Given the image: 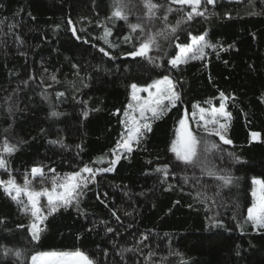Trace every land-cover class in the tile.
Segmentation results:
<instances>
[{"label": "trees", "instance_id": "1", "mask_svg": "<svg viewBox=\"0 0 264 264\" xmlns=\"http://www.w3.org/2000/svg\"><path fill=\"white\" fill-rule=\"evenodd\" d=\"M152 3L149 15L144 0H122L124 20L117 0H0V181L50 191L93 169L69 205L52 212L41 200L39 240L0 187V264L75 251L93 264H264V228L246 219L252 181H264V0L203 1L191 19L188 6ZM149 36L146 55H131ZM200 36L198 58L170 65ZM164 77L179 100L112 166L130 88ZM221 103L231 143L193 127L196 156L178 161L184 112Z\"/></svg>", "mask_w": 264, "mask_h": 264}, {"label": "snow or ice", "instance_id": "2", "mask_svg": "<svg viewBox=\"0 0 264 264\" xmlns=\"http://www.w3.org/2000/svg\"><path fill=\"white\" fill-rule=\"evenodd\" d=\"M172 3H178L182 6L188 5L191 7V11L187 13L188 19H191L192 16L195 15H202L201 12L198 11V8L201 5V0H171ZM208 4H212L214 0H206ZM145 7L148 9V14L152 15L153 9H156L158 5L152 3V0H144ZM124 6L122 4V0H117L116 8L113 11L112 15L119 19H127V15L124 13L123 10ZM130 27L135 31L137 28L140 27V25L133 24L130 25ZM175 29H173L174 31ZM108 30H105V35H108ZM193 43L197 44L198 51L203 52V48L199 47V44L204 41V37H193ZM154 42V38L152 36H149L148 40L142 43L138 50L131 53L133 56H143L146 55L148 52L150 45ZM177 47L180 49V52L177 54V56L170 61V63L175 67L179 63L185 62V56L192 52V46L191 45H177ZM107 54V53H105ZM192 58H198L196 54L193 52ZM133 88V99H139L136 96V93L138 91H141V89H137L136 85L132 86ZM149 88H155V93L149 92V99L144 101L142 105L139 106V111L141 117H144L145 111H150L152 113L153 118H159L163 114V109H161L159 106L162 104V102L166 99L169 101V103L174 106L175 102L179 100V96L172 91V83L169 80L168 77H164L163 80L155 81L152 85L149 86ZM143 91H148V89H142ZM62 95V94H59ZM223 97V93L221 94ZM131 107V106H130ZM195 107V106H194ZM224 104L221 103L219 111L223 113ZM201 112H204V109L200 110ZM217 109H212V114L215 117V114L217 113ZM52 115H56V113H53ZM203 118V117H201ZM181 127L177 129V139L173 141L171 151H173L177 159L184 161V162H192L193 158L196 156V145L197 140L196 137L192 135L190 131L187 129L186 121L184 119H181L179 122ZM208 123H217L215 119L212 121H206L205 122V131H210L211 134H215L220 136V139L224 143H231L230 140L225 139V136L222 134V131H226V125H220L219 129H212L209 130L207 128ZM141 128L146 129L148 131L151 130V126L148 123L140 124L135 120V118L132 119V126L129 128L127 139H124L122 146L126 148L129 152L131 151L130 143L133 140H136L141 133ZM258 133H251V136L253 139L258 138ZM212 147H216L215 145H212ZM14 150V148L7 143L3 146V151L7 153H11ZM119 159V157H117ZM116 163V160L112 161V164L114 165ZM5 164L3 159H0V167H3ZM111 169H103V171H110ZM81 172L86 173H93V169L85 166V168L81 169ZM81 172H75L71 173L65 176L63 179V182L56 185L54 183V187L51 191H48L47 189L41 191V192H34V191H28L27 188H20L15 184V181L12 179H9L7 182L0 181V187L4 188V191L12 196L13 200H16L17 197L21 194V192L24 193L28 197V202L31 205V212L32 216L35 218V222L30 227V232L32 234V238L34 240H39L40 233L42 229L39 227V224H41L45 219L46 216L41 214V208L38 207L39 198L41 196H47L48 198V205L51 208V211L54 212L57 210V207L59 203H62L64 206L69 205L73 199L79 194L78 189L81 187V183H86V179L81 178ZM33 176L36 175H42V169L40 168H33L32 169ZM94 178V177H93ZM230 182L229 179L225 178V183ZM27 183V181H26ZM254 185H258V189L253 190V196L255 197V202L253 203L252 207L248 209V220L252 222L254 227L258 228H264V181L261 180H253ZM57 186L62 189V191L57 192L56 188ZM15 192V195L12 193ZM17 256H19V252L16 253ZM32 264H93V262L89 259L88 256H86L83 252L75 251V252H43L38 253L34 256H32Z\"/></svg>", "mask_w": 264, "mask_h": 264}, {"label": "rangeland", "instance_id": "3", "mask_svg": "<svg viewBox=\"0 0 264 264\" xmlns=\"http://www.w3.org/2000/svg\"><path fill=\"white\" fill-rule=\"evenodd\" d=\"M203 1L206 2V0H201V4H202ZM215 1H218V0H214V2H215ZM220 1H234V2H238V1H240V0H220ZM214 2H213V3H214ZM206 3H207V2H206ZM213 3H212V4H213ZM207 4H208V3H207ZM212 4H210V5H212ZM185 6H188V5H185ZM188 7L191 9L190 6H188ZM188 45H191V46H192V52H189V53L185 56V58H184L185 61L188 60V59H194V58H192V57H193V52L196 54L197 57H199V56L203 53V52L201 53V52L198 51V46H197V44H194V43H193V39L190 40V42H189ZM199 47H202L203 50H204V48H205L204 41L201 42V43L199 44ZM179 52H180V49L178 48V52H177V54H178ZM177 54H176V56H177ZM176 56H175V57H176ZM175 57H174V58H175ZM174 58H173V59H174ZM182 63H183V62H182ZM179 64H181V63H179ZM170 65H172V64L170 63ZM172 66H173V65H172ZM160 80H163V78L160 79ZM169 80H170V79H169ZM171 83H172V82H171ZM151 85H152V84H151ZM137 89H141V91H138V92L136 93V96H137L139 99L134 100V99H133V88H132V87L130 88V96H129V98H130V102H129L128 107L125 109V112L123 113V130H124V133H123L122 137L120 138L118 144H117L116 147L114 148V150L111 152V160H110L111 163H112L113 160H116V162H117V161L119 160V159H117V157L120 158L122 155H124V154H126V153L129 152L126 148H124V147H122V146H118V145H122L124 139H127V135H128L129 128L132 126V119L135 118V120H136L137 122H139L140 124H143V123H148V124H149L150 121H152V120L155 119V118H153L152 113H151L150 111H145V113H144V117H141V115H140V111H139V106L142 105V104L144 103V101H146V100L149 99V92H153V93H155L156 89H155V88H149V86H148V87H143V88L137 87ZM142 89H148V91H143ZM172 91H174V89H173V85H172ZM174 92H175V91H174ZM130 106H131V107H130ZM194 106H195V107H194ZM194 106L192 107V109H191L190 112H188V113H187V112H184V114H183V116H182V119H184V120L186 121V125H187V129H188V131H190L191 133H192L191 128L194 127L195 129L200 130V131L203 132V133H207V134H210V135H215V134H211L210 131H205V122H206V121H212L213 119H215V120L217 121V123H215V124H213V123H208V124H207V128H208L209 130H212V129H219V128H220V125H227L228 116H227V114H226V112H225L224 109H223V113H221V112L219 111L220 106L217 107V108L214 107V106H212V105H209V106H206V107H199V106H197V105H194ZM159 107H160L161 109H163V111H165V110L171 108L172 105L169 103L168 100L165 99ZM214 108L218 110L217 113L215 114V117H214L213 114H212V109H214ZM201 109H204V112H201V111H200ZM201 117H203V118H201ZM180 121H181V120H180ZM180 127H181V125H180V123H179L178 126H177V128H176V131H175V138H174V140L177 139V129L180 128ZM145 131H146V129L141 128V133H142V134H143ZM221 131H222V134L224 135V131H223V130H221ZM192 135H193V133H192ZM141 136H142V135H140L136 140H133V141L130 143L131 150H132L133 146L139 141V139H140ZM193 136H194V135H193ZM215 136L218 137V138L220 139V136H218V135H215ZM220 141L223 142L221 139H220ZM171 152L173 153L174 157L177 159L176 154H175L173 151H171ZM177 160H178V161H181V160H179V159H177ZM106 162H108V161H106ZM181 162H184V161H181ZM114 165H115V164H114ZM112 166H113V164H112ZM87 174H88V173H86V172H81V178L83 179L82 175H85V176H86ZM85 176H84V177H85ZM258 187H259V186H258V185H254V184H253V181H252V192H251L252 204H251L250 207H252L253 203L255 202V197L253 196V190H254V188H255V189H258ZM3 189H4V188H3ZM22 189H24V188H22ZM52 189H53V188H52ZM52 189H51V190H52ZM27 190H28V189H27ZM51 190H50V191H51ZM28 191H29V190H28ZM56 191L59 192V191H62V189H60V188L57 186ZM37 192H41V191H37ZM12 194L15 195V192H13ZM8 195H9V194H8ZM9 196L12 198L11 195H9ZM41 200H45L46 205H47V208L49 209L50 206L48 205V198H47V196H41V197L39 198L38 207H40V208H41ZM16 201H18L19 204H23L24 208H25L26 210H28V212H30L31 215H32V212H31V205H30L29 202H28V197H27L26 195H24L23 192H21V194L17 197ZM59 204H61V203H59ZM250 207H249V208H250ZM41 214H42V215H45V214H44V210H43L42 208H41ZM246 219L248 220V210H247V212H246ZM34 222H35V218L33 217V223H34ZM248 222L250 223V225H251V227H252L253 229H257V228H258V227H254L251 221L248 220ZM33 223H32V224H33ZM32 224H31V225H32ZM40 225H41V224H39V227H40ZM30 227H31V226H30ZM30 227H29V233H30V235H32L31 232H30ZM42 253H43V252H42ZM30 264H32V259H31V261H30Z\"/></svg>", "mask_w": 264, "mask_h": 264}]
</instances>
